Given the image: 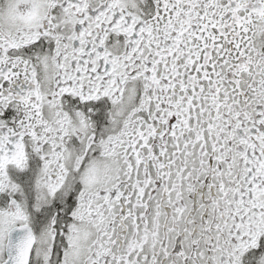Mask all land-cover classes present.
Instances as JSON below:
<instances>
[{"label":"snow or ice","instance_id":"snow-or-ice-1","mask_svg":"<svg viewBox=\"0 0 264 264\" xmlns=\"http://www.w3.org/2000/svg\"><path fill=\"white\" fill-rule=\"evenodd\" d=\"M0 264H264V0H0Z\"/></svg>","mask_w":264,"mask_h":264}]
</instances>
